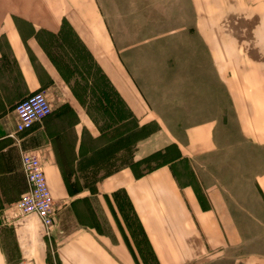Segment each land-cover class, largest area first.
Returning a JSON list of instances; mask_svg holds the SVG:
<instances>
[{
  "label": "crops",
  "instance_id": "0c3cea01",
  "mask_svg": "<svg viewBox=\"0 0 264 264\" xmlns=\"http://www.w3.org/2000/svg\"><path fill=\"white\" fill-rule=\"evenodd\" d=\"M65 25L101 82L61 74ZM41 90L52 114L15 133ZM23 151L55 201L52 246L37 215L10 219ZM225 262L264 264V0H0V264Z\"/></svg>",
  "mask_w": 264,
  "mask_h": 264
},
{
  "label": "built area",
  "instance_id": "2783aa9c",
  "mask_svg": "<svg viewBox=\"0 0 264 264\" xmlns=\"http://www.w3.org/2000/svg\"><path fill=\"white\" fill-rule=\"evenodd\" d=\"M53 112L51 96L44 90L38 91L15 107L16 132L30 131L37 123L42 122ZM11 137L15 138L14 134ZM21 164L27 181L28 190L8 210L10 219L35 214L41 220L45 237L52 246L55 224V201L49 189L43 163L38 153L23 151Z\"/></svg>",
  "mask_w": 264,
  "mask_h": 264
},
{
  "label": "rangeland",
  "instance_id": "374dc122",
  "mask_svg": "<svg viewBox=\"0 0 264 264\" xmlns=\"http://www.w3.org/2000/svg\"><path fill=\"white\" fill-rule=\"evenodd\" d=\"M133 41L134 40H130V39L128 40V42H133ZM157 41L158 40H153V39L143 40L144 45H153V42H157ZM70 50L71 51L73 50L75 57L78 61V65L80 66L81 69H83V71H86L88 73L87 76L96 75L93 59L92 57L91 58L89 57V55L87 54L88 53L87 49L83 46L80 40L74 39V37L70 36V38L66 41L64 49L62 50L55 49V46L51 48V51L57 58H59V56L65 58L64 54ZM144 90L147 96H149L151 99L157 100V103H159L161 106H166V98H167V90H168L167 87H147L144 88ZM112 115L114 118L116 114H112ZM154 129L155 128H152L151 126L145 127L144 137L146 138L147 136H149L150 133L154 131ZM120 140L121 142L119 141L118 144L121 147V145L125 143V140L122 139ZM115 153L116 152H113L114 155ZM165 153L159 152L158 154H154L151 158H145L143 170L147 171L158 165L163 164L167 160V157H169L167 153L166 154ZM223 264H229V263L225 262Z\"/></svg>",
  "mask_w": 264,
  "mask_h": 264
},
{
  "label": "trees",
  "instance_id": "16d2710c",
  "mask_svg": "<svg viewBox=\"0 0 264 264\" xmlns=\"http://www.w3.org/2000/svg\"><path fill=\"white\" fill-rule=\"evenodd\" d=\"M66 29L68 30L69 36L74 37V39H77L75 36H73L72 30L69 27H66V25H65V30ZM87 54L91 58L90 54L89 53H87ZM50 55H51L53 61L55 62V64L57 65V67L59 68V70H60L61 74L63 75V77L65 78V80L69 84L73 81V83H74L73 89L82 90L83 86L86 85L88 79L89 78L91 79L92 76H87L88 73L86 71H83V69H81L80 66L78 65V61L75 57L73 50L67 51L64 54L65 58L60 57V56H59V58H57L53 54V52H51ZM94 68L96 70V75L93 76L94 79L96 81L103 80V76L95 64H94ZM97 78H99V79H97ZM97 88L100 89L101 94H104L102 87L97 86ZM93 106L101 109V105H99L97 101L92 103V107Z\"/></svg>",
  "mask_w": 264,
  "mask_h": 264
}]
</instances>
